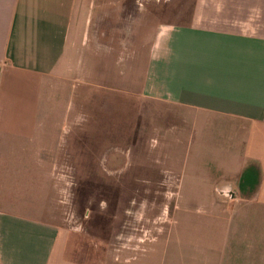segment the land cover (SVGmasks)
I'll use <instances>...</instances> for the list:
<instances>
[{
  "label": "crops",
  "instance_id": "1",
  "mask_svg": "<svg viewBox=\"0 0 264 264\" xmlns=\"http://www.w3.org/2000/svg\"><path fill=\"white\" fill-rule=\"evenodd\" d=\"M103 1L0 0V167L6 156L39 154L18 144L43 139L65 121L48 103L64 90L78 41L96 57L94 37L104 27L112 34L113 23L118 33L125 27L124 43L133 40L135 16L128 13L121 24L117 9L102 14ZM127 1L135 10L137 0ZM157 26L140 93L190 116L198 137L209 139L210 154L224 156L214 170L224 180L211 190L200 182L195 188L204 191L199 201L224 204L207 213L224 226L215 243L194 246L191 264H264V0H194L187 22ZM112 42L108 58L120 52V41ZM78 53L79 73L87 74ZM49 166L36 161L38 170ZM62 231L54 222L0 211V264H74L63 255Z\"/></svg>",
  "mask_w": 264,
  "mask_h": 264
},
{
  "label": "rangeland",
  "instance_id": "2",
  "mask_svg": "<svg viewBox=\"0 0 264 264\" xmlns=\"http://www.w3.org/2000/svg\"><path fill=\"white\" fill-rule=\"evenodd\" d=\"M105 1L102 14L117 9L121 24L128 13L135 16L134 42L130 36L124 43L125 27L118 33L114 23L112 34L104 27L94 37L96 57L77 42L64 90L48 103L65 121L50 124L54 133L43 139L18 144L39 154L6 156L0 211L56 223L63 255L74 264H191L194 246L215 243L224 226L207 214L223 211L224 204L199 201L204 191L195 189L199 182L209 190L224 180L214 172L224 156L210 154L198 122L140 91L158 23L187 22L194 0L144 6L137 0L135 10L127 0H116L114 8ZM112 40L120 41V52L108 58V48L117 45ZM79 51L87 74L79 73ZM41 159L49 170L36 168Z\"/></svg>",
  "mask_w": 264,
  "mask_h": 264
}]
</instances>
